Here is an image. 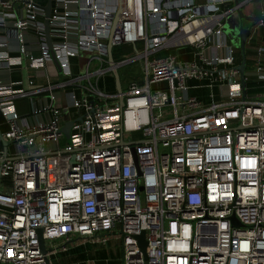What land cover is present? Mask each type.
Listing matches in <instances>:
<instances>
[{
	"label": "built area",
	"instance_id": "2783aa9c",
	"mask_svg": "<svg viewBox=\"0 0 264 264\" xmlns=\"http://www.w3.org/2000/svg\"><path fill=\"white\" fill-rule=\"evenodd\" d=\"M238 7L0 0V143L11 142L0 146V264H49L74 238L113 235L123 264H264V92L243 96L225 32ZM110 43L131 47L116 66ZM82 50L98 52L84 73ZM256 54L246 81L264 82V47ZM64 95L73 126L61 146Z\"/></svg>",
	"mask_w": 264,
	"mask_h": 264
},
{
	"label": "crops",
	"instance_id": "0c3cea01",
	"mask_svg": "<svg viewBox=\"0 0 264 264\" xmlns=\"http://www.w3.org/2000/svg\"><path fill=\"white\" fill-rule=\"evenodd\" d=\"M256 2V14H260V3L262 0H252ZM264 47V27L257 26L254 34L248 41L246 46V70H253L259 63L256 54V46ZM239 64L241 62V51H238ZM264 63V59L262 60ZM248 65L249 68L248 69ZM246 94L248 99H257L264 92V82L256 78H250L247 81ZM197 95L203 93L202 90L195 91ZM205 92V91H204ZM195 95V94H193ZM0 130H8V124L0 113ZM0 143V146H4ZM56 246L61 245L60 242H54ZM50 264H123V247L122 239L117 235H113L105 243H94L89 239L74 238L68 244L66 250H53L49 256Z\"/></svg>",
	"mask_w": 264,
	"mask_h": 264
},
{
	"label": "water",
	"instance_id": "95a60500",
	"mask_svg": "<svg viewBox=\"0 0 264 264\" xmlns=\"http://www.w3.org/2000/svg\"><path fill=\"white\" fill-rule=\"evenodd\" d=\"M250 1H252V0H250ZM235 4L239 6L238 9H237L239 20L236 21L234 19V17H231L228 20V23H227V25L225 27V32L235 42L234 44L236 46H238L240 48V50H241V62L237 66V68H238V70L240 72L241 82H242V86H243V96H244V99H245V97H246V87H247V82H246V77H245V74H246V46H247V41H248V38L251 36L252 29L254 28L256 23L259 20L264 19V16H260V15H257V14H253V15L246 14L243 11V8L240 6L241 0H235ZM46 10H47V16H49V14H50V4L46 7ZM244 22H247L249 25H245ZM46 25H47L46 28H47V33H48V20L46 21ZM48 41H49V44H50L49 36H48ZM112 48H113V45L110 43V45H109L110 62H111L112 65L116 66V64L114 62V59H113V56H112ZM114 76H115V79H116V84H117L118 91L120 93H122V85H121V82H120V76H119L118 69L116 67L114 68ZM120 102L123 105V97L122 96L120 97ZM72 126H73V121L68 120V121H65V125L61 129L63 134H65V136H66L68 141L70 140ZM3 143L5 145H8L11 142L10 141H3ZM38 233H39V237H40V246H41L42 250L46 254L50 253L51 249H47L46 248L45 241L42 238L43 229L40 228L38 230ZM139 244H140L142 250L145 252V256H146V248H147L148 243L145 240V233L144 232L141 234V236H139ZM49 264H50V262H49Z\"/></svg>",
	"mask_w": 264,
	"mask_h": 264
},
{
	"label": "rangeland",
	"instance_id": "374dc122",
	"mask_svg": "<svg viewBox=\"0 0 264 264\" xmlns=\"http://www.w3.org/2000/svg\"><path fill=\"white\" fill-rule=\"evenodd\" d=\"M243 11L246 14H256V2L250 1L246 6L243 7ZM233 17L236 21L239 20V17L237 15H234ZM228 38L230 39L232 44L235 45L234 44L235 42L229 37V35H228ZM127 46H130V45H127ZM172 51H175V50H168L167 49L166 52L159 53L157 56H164L168 53H171ZM126 53H130V51H126ZM81 54L82 55L79 57V65H80V69H81L82 73H84L86 70L88 62L92 58H94L95 56H98V52L94 51V50H82ZM96 66H97V61L94 60L92 63V69L95 68ZM248 69H250L249 65H248ZM119 72L122 76H125V74L131 73V72L136 73L137 72V63L126 65V66L120 68ZM204 93L205 92L203 91V93L200 94V96L204 97ZM191 94L197 95V92L192 91ZM17 104H18V109L20 112H26V111L30 110L29 100H19ZM63 107H64V109H63L64 121H68L71 119L72 116H71V111L68 108V103H67L65 95L63 97ZM132 136H137V135H132ZM66 143H67V138L63 137L62 141H61V146H64ZM55 242H60V240L58 239Z\"/></svg>",
	"mask_w": 264,
	"mask_h": 264
},
{
	"label": "trees",
	"instance_id": "16d2710c",
	"mask_svg": "<svg viewBox=\"0 0 264 264\" xmlns=\"http://www.w3.org/2000/svg\"><path fill=\"white\" fill-rule=\"evenodd\" d=\"M126 51H131V47L127 45H120V46H115L113 48V58L115 61H120L121 60V55L126 54Z\"/></svg>",
	"mask_w": 264,
	"mask_h": 264
}]
</instances>
